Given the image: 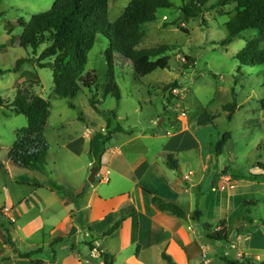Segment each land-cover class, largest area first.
<instances>
[{
    "label": "rangeland",
    "instance_id": "rangeland-1",
    "mask_svg": "<svg viewBox=\"0 0 264 264\" xmlns=\"http://www.w3.org/2000/svg\"><path fill=\"white\" fill-rule=\"evenodd\" d=\"M54 1L0 0V96L11 102L16 89H27L50 104L44 129L48 145L46 174L10 163L8 150L27 119L0 107L3 164L0 208L5 214H0V264H31V259L50 261L54 228L76 210V204H62L59 193L51 194L46 187L39 189L38 184L55 182L64 187H78L82 181L90 183L92 174L98 173L92 184L101 191L131 189L133 181L124 182L113 173V161L125 158L136 169L137 158L164 161L166 155H171L178 165L177 170L166 167L182 188L177 202L186 213L181 220L190 227L187 234L200 246H206L200 253L212 257L216 264H229V260L243 264L246 259L261 264L264 261V68L241 65L236 58L246 46V40L255 39L259 48L264 49L257 31H242L233 41L223 44L228 38L226 15L211 11L201 18L185 20L179 10L182 1L173 0V8L157 11L156 19L147 24L146 34L138 45L139 48L171 45L172 49L165 53L169 57L167 68H156L136 79L129 63L115 60L114 74L121 98L103 97L102 85L107 77L103 51L107 43L100 37L87 52L81 71L82 75L94 72L96 85L91 91L80 90L68 100L55 95L51 69L39 67L35 61L44 45L34 54L31 48H22L16 42L22 30L18 21L26 22L31 15L48 11ZM129 1L108 0L110 22L123 12ZM186 56L194 61H188ZM19 59L25 61L14 70ZM174 81L179 85L174 90L178 99L165 110L163 87ZM91 96L97 100L96 109L89 104ZM232 101L237 107L228 119L229 111L223 107ZM111 110L114 116L109 113ZM203 111L215 118L198 125ZM118 125L123 131H114L105 144L100 168L94 172L87 153L90 137L82 138V134L91 136L106 126L114 130ZM226 132L231 138L223 153L215 156L211 145ZM106 170L110 181H100ZM179 175H186L182 177L184 182ZM196 208L202 213L199 220L191 218ZM82 217L80 214L73 217L78 229L64 239L70 242L66 249L69 254H77L83 263L92 258L85 243ZM11 218L16 221L11 222ZM66 226L63 224L62 230ZM207 226L211 231L225 227L228 242L208 240ZM98 239V251L120 250V235L100 234ZM126 248L134 251L136 245ZM198 249L197 244L190 252L196 253ZM28 252L32 254L22 257ZM238 252L245 256L239 258ZM172 253L181 256L175 250ZM118 258L117 255L113 264H120ZM191 260L192 264H200V260L204 264L202 254Z\"/></svg>",
    "mask_w": 264,
    "mask_h": 264
},
{
    "label": "trees",
    "instance_id": "trees-1",
    "mask_svg": "<svg viewBox=\"0 0 264 264\" xmlns=\"http://www.w3.org/2000/svg\"><path fill=\"white\" fill-rule=\"evenodd\" d=\"M179 10L185 20L201 18L204 13L216 11L226 15L228 20L225 28L228 38L222 43L233 41L242 31L255 29L264 41V0H181ZM173 0H130L123 12L113 21L108 19V0H55L52 7L43 13L31 15L28 21H18L22 26L21 33L16 42L22 48H31L36 54L40 46L44 45L36 63L39 67H48L52 71L54 93L59 98L73 99L80 90L91 91L96 85V75L81 71L87 60V52L93 47L95 41L103 37L107 48L103 55L107 64L106 82L102 85V96L121 98L120 88L115 80L114 63H129L136 79H139L156 68L165 69L169 65L166 51L172 49L171 45L139 48L138 45L146 34L147 24L156 19V13L162 8H173ZM229 8V9H228ZM228 9V10H227ZM183 31L185 28L180 27ZM246 46L236 55L241 65L262 66L264 68V49L259 48L256 40H246ZM194 61L191 57H185ZM25 59L17 60L14 70H17ZM179 88L176 81L163 87L162 101L167 110L178 99L174 90ZM95 98L89 99V104L95 108ZM236 102L224 105L223 109L229 111L227 118L231 119L236 109ZM0 107L9 109L15 114H22L27 119L25 127L16 132V138L8 150L7 156L11 164L40 174H46L48 145L44 137L47 125L50 104L41 96L27 89H16L14 99L10 102L0 96ZM96 109V108H95ZM114 116V110L109 112ZM82 118V117H80ZM215 117L203 111L198 117V125H205ZM114 131L122 132L121 126L109 130L94 132L89 140L88 154L94 167L100 161L105 151V144L111 139ZM231 138L229 132L224 133L212 147V153L218 156L223 153L226 142ZM171 170H177L178 165L166 155L163 161ZM3 164L0 162V169ZM180 177V175H179ZM182 176L180 180H182ZM184 182V181H183ZM51 185L61 191L65 196L73 198L72 188L64 187L52 182ZM152 205L159 211L167 212L178 218L186 216L181 206L172 199H165L146 190ZM81 192L79 195H82ZM2 215V209L0 208ZM115 213H111L113 217ZM202 213L199 209L192 212L191 218L199 220ZM124 218H118L102 235H110L118 229ZM207 233L208 240H223L228 242L226 228ZM63 236L54 238L50 247L64 241ZM9 240V239H8ZM104 264H113L114 258L108 252L100 250ZM31 252L23 254L28 257ZM162 258L173 264L171 258L162 253ZM31 264H46L43 260H31ZM243 264H250L246 259ZM264 264V261L261 263Z\"/></svg>",
    "mask_w": 264,
    "mask_h": 264
},
{
    "label": "crops",
    "instance_id": "crops-1",
    "mask_svg": "<svg viewBox=\"0 0 264 264\" xmlns=\"http://www.w3.org/2000/svg\"><path fill=\"white\" fill-rule=\"evenodd\" d=\"M88 137L91 136L87 133L82 134V138ZM90 160L89 164L94 168L93 161ZM136 161H139L136 169L133 166L134 164L131 161L128 162L125 158L118 157L116 161H113V173L124 182L133 181L131 189L101 191L98 187H93L92 184L98 173L94 174L93 182L87 184L82 181L78 187L70 186L74 194L73 198L65 196L51 184L37 185L39 189L46 187L51 194L59 193L62 204L72 202L76 204V210H72L71 215H66L57 223L51 239L53 240L59 236L65 237L74 229H78L74 224L73 217L78 216V214L83 215L82 225L86 228L85 236H87L85 243L89 246V256L92 258V260L85 259L82 263L77 254L74 256L69 254L67 250L70 242L64 239V241L53 247L52 259L50 261L43 260L46 264H52L53 262H61V264H104L100 251L97 250V247L100 246L98 236L121 217L124 219L120 226L110 234L120 235V250L116 253L108 252L113 256L114 262L117 260L118 255L120 264H169L162 258V253L165 252L171 258L173 264H192L191 259L194 256L203 254L200 252L204 248L206 249V246H200L198 242L190 239L187 234L190 227L185 226V223L181 220L182 218L157 210L150 202L146 192V190H149L162 198L177 202L178 194L182 190L178 180L171 176L168 172L169 169L160 158H137ZM81 192L83 194L77 196ZM2 213L5 215L3 210ZM111 213H115V215L111 217ZM103 222H105L104 225ZM63 224L67 225L64 230H62ZM132 244L136 245L135 250H127L126 247ZM197 244L200 249L196 253L190 252ZM173 250L181 253V256L179 254L172 255ZM208 258L210 264H216L212 257ZM201 262L202 260H200V264H202ZM228 263L241 264L238 260H229Z\"/></svg>",
    "mask_w": 264,
    "mask_h": 264
},
{
    "label": "built area",
    "instance_id": "built-area-1",
    "mask_svg": "<svg viewBox=\"0 0 264 264\" xmlns=\"http://www.w3.org/2000/svg\"><path fill=\"white\" fill-rule=\"evenodd\" d=\"M182 114H184V113H182ZM101 181H103V182H108L109 181V171L108 170H106L104 173H103V175H102V177H101V179H100ZM228 181V180H227ZM231 186V185H230ZM15 220H14V218H11V222H14ZM231 248H234V244H231ZM237 256L239 257V258H243L245 255L244 254H242L241 252H238L237 253ZM202 258H203V263L204 264H208L209 263V258H207V255L203 252V254H202Z\"/></svg>",
    "mask_w": 264,
    "mask_h": 264
},
{
    "label": "water",
    "instance_id": "water-1",
    "mask_svg": "<svg viewBox=\"0 0 264 264\" xmlns=\"http://www.w3.org/2000/svg\"><path fill=\"white\" fill-rule=\"evenodd\" d=\"M99 169V165H98V161L96 162V166L94 167V172H97V170ZM224 173V172H222ZM91 181L90 182H93L94 181V174H92L91 176Z\"/></svg>",
    "mask_w": 264,
    "mask_h": 264
}]
</instances>
